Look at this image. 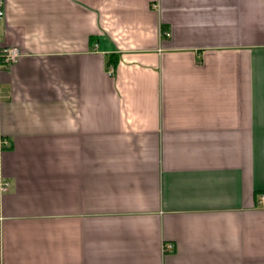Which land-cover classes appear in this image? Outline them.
<instances>
[{
  "label": "crops",
  "instance_id": "0c3cea01",
  "mask_svg": "<svg viewBox=\"0 0 264 264\" xmlns=\"http://www.w3.org/2000/svg\"><path fill=\"white\" fill-rule=\"evenodd\" d=\"M5 8L0 264H264V0Z\"/></svg>",
  "mask_w": 264,
  "mask_h": 264
},
{
  "label": "built area",
  "instance_id": "2783aa9c",
  "mask_svg": "<svg viewBox=\"0 0 264 264\" xmlns=\"http://www.w3.org/2000/svg\"><path fill=\"white\" fill-rule=\"evenodd\" d=\"M6 14V8H5V0H0V19L3 18ZM165 35H170L169 31H165ZM22 54V50L18 47V46H8L6 48H4L1 52H0V61H1V65L3 67H7L10 64L16 62L19 57ZM9 188V182L8 181H4L2 183V189L3 190H8ZM262 200H264V194L261 195ZM174 243L170 242V241H164L163 243V250L165 253L167 252H172L174 250Z\"/></svg>",
  "mask_w": 264,
  "mask_h": 264
},
{
  "label": "trees",
  "instance_id": "16d2710c",
  "mask_svg": "<svg viewBox=\"0 0 264 264\" xmlns=\"http://www.w3.org/2000/svg\"><path fill=\"white\" fill-rule=\"evenodd\" d=\"M118 62V58L115 54H111L110 58H109V64L111 65H116Z\"/></svg>",
  "mask_w": 264,
  "mask_h": 264
}]
</instances>
